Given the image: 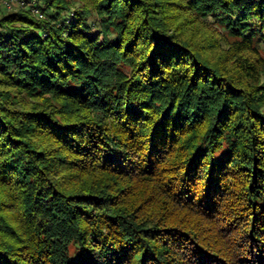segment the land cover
I'll list each match as a JSON object with an SVG mask.
<instances>
[{
	"label": "trees",
	"instance_id": "trees-1",
	"mask_svg": "<svg viewBox=\"0 0 264 264\" xmlns=\"http://www.w3.org/2000/svg\"><path fill=\"white\" fill-rule=\"evenodd\" d=\"M75 1L0 11V264H264V0Z\"/></svg>",
	"mask_w": 264,
	"mask_h": 264
},
{
	"label": "built area",
	"instance_id": "built-area-1",
	"mask_svg": "<svg viewBox=\"0 0 264 264\" xmlns=\"http://www.w3.org/2000/svg\"><path fill=\"white\" fill-rule=\"evenodd\" d=\"M30 5H31V11L35 15L39 17H43V14L40 11V9L29 2L27 3L26 0H0V11L12 10L14 7L28 8V6Z\"/></svg>",
	"mask_w": 264,
	"mask_h": 264
},
{
	"label": "rangeland",
	"instance_id": "rangeland-1",
	"mask_svg": "<svg viewBox=\"0 0 264 264\" xmlns=\"http://www.w3.org/2000/svg\"><path fill=\"white\" fill-rule=\"evenodd\" d=\"M71 1H75V0H71ZM76 2V1H75Z\"/></svg>",
	"mask_w": 264,
	"mask_h": 264
}]
</instances>
